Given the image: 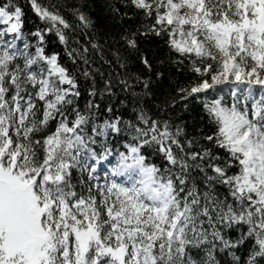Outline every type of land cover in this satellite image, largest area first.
<instances>
[{
    "label": "snow or ice",
    "instance_id": "6c2138e0",
    "mask_svg": "<svg viewBox=\"0 0 264 264\" xmlns=\"http://www.w3.org/2000/svg\"><path fill=\"white\" fill-rule=\"evenodd\" d=\"M102 6L0 0V264H264V0Z\"/></svg>",
    "mask_w": 264,
    "mask_h": 264
},
{
    "label": "trees",
    "instance_id": "16d2710c",
    "mask_svg": "<svg viewBox=\"0 0 264 264\" xmlns=\"http://www.w3.org/2000/svg\"><path fill=\"white\" fill-rule=\"evenodd\" d=\"M21 4H24V0H20ZM44 3H48L49 0H43ZM103 0H95V7L93 8L92 15L96 19V26L104 31L110 30L112 28V25L109 22V18L105 13V10L103 8ZM26 11V19L28 23L26 24V29H30L32 26V23L36 20L35 16L30 12V9L25 6ZM49 45L50 47H58L57 42L54 39V36L49 35L48 37ZM145 47H151L153 51L156 49V44H146ZM159 55L158 53H156ZM135 70V68H133ZM163 71L165 72V80H164V87H167V81L170 78H176L178 77L180 80H183L185 78V74L182 72H177L174 67H171L169 65H165Z\"/></svg>",
    "mask_w": 264,
    "mask_h": 264
}]
</instances>
